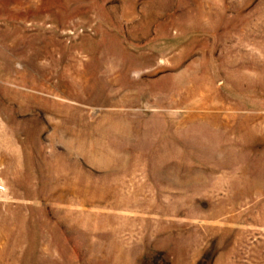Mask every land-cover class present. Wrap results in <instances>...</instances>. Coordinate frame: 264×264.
<instances>
[{
    "label": "rangeland",
    "instance_id": "rangeland-1",
    "mask_svg": "<svg viewBox=\"0 0 264 264\" xmlns=\"http://www.w3.org/2000/svg\"><path fill=\"white\" fill-rule=\"evenodd\" d=\"M0 264H264V0H0Z\"/></svg>",
    "mask_w": 264,
    "mask_h": 264
}]
</instances>
